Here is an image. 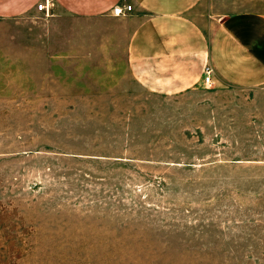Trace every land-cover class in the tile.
Segmentation results:
<instances>
[{
	"label": "rangeland",
	"instance_id": "1",
	"mask_svg": "<svg viewBox=\"0 0 264 264\" xmlns=\"http://www.w3.org/2000/svg\"><path fill=\"white\" fill-rule=\"evenodd\" d=\"M42 1L0 12V264H264V86L148 93L131 5ZM235 13L264 0L192 17Z\"/></svg>",
	"mask_w": 264,
	"mask_h": 264
},
{
	"label": "crops",
	"instance_id": "2",
	"mask_svg": "<svg viewBox=\"0 0 264 264\" xmlns=\"http://www.w3.org/2000/svg\"><path fill=\"white\" fill-rule=\"evenodd\" d=\"M63 12L96 17L124 0H54ZM203 0H125L141 15L126 49L131 78L148 93L176 96L199 86L253 89L264 86V14H218L204 24L192 11ZM33 0H0L16 14ZM25 7L14 13L19 7ZM213 70L211 85L204 70Z\"/></svg>",
	"mask_w": 264,
	"mask_h": 264
},
{
	"label": "built area",
	"instance_id": "3",
	"mask_svg": "<svg viewBox=\"0 0 264 264\" xmlns=\"http://www.w3.org/2000/svg\"><path fill=\"white\" fill-rule=\"evenodd\" d=\"M49 0H43L40 2L37 6L38 11L44 12L48 14L49 12ZM131 10L130 6H123V7H115L113 9V15L114 16H120L123 15ZM212 68L210 66H207L204 70V76H203V83L205 85H211V77H212Z\"/></svg>",
	"mask_w": 264,
	"mask_h": 264
}]
</instances>
